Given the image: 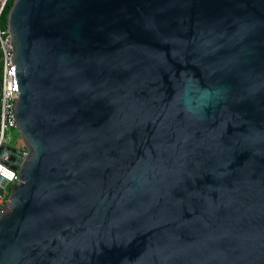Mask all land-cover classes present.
<instances>
[{
	"label": "water",
	"instance_id": "95a60500",
	"mask_svg": "<svg viewBox=\"0 0 264 264\" xmlns=\"http://www.w3.org/2000/svg\"><path fill=\"white\" fill-rule=\"evenodd\" d=\"M6 29L0 264H264V0H14Z\"/></svg>",
	"mask_w": 264,
	"mask_h": 264
},
{
	"label": "built area",
	"instance_id": "2783aa9c",
	"mask_svg": "<svg viewBox=\"0 0 264 264\" xmlns=\"http://www.w3.org/2000/svg\"><path fill=\"white\" fill-rule=\"evenodd\" d=\"M9 0H0V18ZM0 52L2 58V78L0 84V214L8 204L11 190L17 184V173L21 163L27 158L28 150L10 146L7 133L17 130L15 116L14 64L12 63L11 39L7 29L0 27ZM10 149H13L12 152ZM10 157H14L11 161ZM20 163H17V161ZM15 167V168H14Z\"/></svg>",
	"mask_w": 264,
	"mask_h": 264
},
{
	"label": "rangeland",
	"instance_id": "374dc122",
	"mask_svg": "<svg viewBox=\"0 0 264 264\" xmlns=\"http://www.w3.org/2000/svg\"><path fill=\"white\" fill-rule=\"evenodd\" d=\"M10 137V146L14 148H20L23 143L21 140V137L17 130H11L9 133H7Z\"/></svg>",
	"mask_w": 264,
	"mask_h": 264
},
{
	"label": "trees",
	"instance_id": "16d2710c",
	"mask_svg": "<svg viewBox=\"0 0 264 264\" xmlns=\"http://www.w3.org/2000/svg\"><path fill=\"white\" fill-rule=\"evenodd\" d=\"M13 2H14V0H9L8 1V4H7V6H6V8H5V10H4L1 18H0V27L2 29H6L7 14H8V11H9V9H10V7H11V5H12ZM0 58H1V52H0ZM1 77L2 76L0 75V82H1Z\"/></svg>",
	"mask_w": 264,
	"mask_h": 264
},
{
	"label": "crops",
	"instance_id": "0c3cea01",
	"mask_svg": "<svg viewBox=\"0 0 264 264\" xmlns=\"http://www.w3.org/2000/svg\"><path fill=\"white\" fill-rule=\"evenodd\" d=\"M0 75L2 76V58H0ZM0 84H1V82H0Z\"/></svg>",
	"mask_w": 264,
	"mask_h": 264
}]
</instances>
